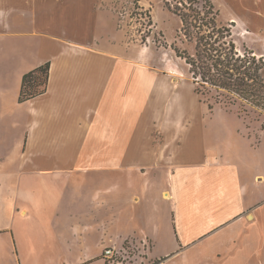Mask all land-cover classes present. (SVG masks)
<instances>
[{
    "label": "crops",
    "instance_id": "crops-1",
    "mask_svg": "<svg viewBox=\"0 0 264 264\" xmlns=\"http://www.w3.org/2000/svg\"><path fill=\"white\" fill-rule=\"evenodd\" d=\"M78 15L76 0H0V264H105L106 248L141 241L152 264H264L243 239L259 235L243 212L263 203H246L232 169L216 188L199 178L191 205L178 206L185 165L217 157L201 142L188 143L197 162L180 156L177 135L194 128L182 95L138 108L147 86L126 73L135 66L89 43ZM45 64L46 93L20 102L23 77ZM143 125L166 138L139 140ZM138 146L149 148L142 158Z\"/></svg>",
    "mask_w": 264,
    "mask_h": 264
},
{
    "label": "rangeland",
    "instance_id": "rangeland-1",
    "mask_svg": "<svg viewBox=\"0 0 264 264\" xmlns=\"http://www.w3.org/2000/svg\"><path fill=\"white\" fill-rule=\"evenodd\" d=\"M76 1L79 6L80 34L94 46L98 44L102 49L112 51L122 62L131 61L135 68L132 67V71L127 70L126 73L136 75L138 89L147 86L143 90L145 92L138 91V108L154 110L153 105H158L159 101L161 106L169 107L177 96L182 95L185 107L184 128L192 125L194 128L190 134L186 130L178 133L179 143L176 147L180 156L197 162V153L188 143L201 142L205 154L218 159V165L213 167L198 163L185 165L184 181L176 182L178 206L191 205L195 194L197 196L199 178L201 186L211 184L216 188L223 175L226 176L233 169L238 173L241 183L247 182L250 194L246 203H252V199L263 203V206H249L243 212L246 218L251 215L256 218L257 227L253 229L258 230L259 234L255 240L251 234L243 235V239L250 244L257 241V250L264 256V109L249 105L241 107L240 104L225 106L218 104L215 92L205 96L195 92L196 86L189 67L176 56L172 47L175 45L181 52L191 54L194 46L181 35L180 19L166 8L163 0ZM214 5L218 12V24L231 28L239 51L243 53L248 50L258 57H264V0H214ZM159 93L165 95L164 99L160 98ZM124 101L122 99L121 104ZM139 122L145 124L143 120ZM170 122L171 119L168 125ZM146 127L143 125L138 130L139 140L147 142L156 139L157 142H154L160 144L166 138L155 127ZM137 149L138 158L149 151L148 146H138ZM256 177L259 187L254 185ZM136 181L140 183L139 176ZM164 206H172L171 200L165 202ZM168 214L169 210L165 212V220ZM248 230L250 232L252 227ZM143 242H138L134 247L127 245L128 249H134V253L131 252V263L137 261V264H152V261L147 260L149 244L146 242L144 245Z\"/></svg>",
    "mask_w": 264,
    "mask_h": 264
},
{
    "label": "trees",
    "instance_id": "trees-1",
    "mask_svg": "<svg viewBox=\"0 0 264 264\" xmlns=\"http://www.w3.org/2000/svg\"><path fill=\"white\" fill-rule=\"evenodd\" d=\"M182 24L181 35L193 44L189 54L173 45L176 56L189 67L195 92L217 95L218 104L264 109V57L239 51L232 30L218 24L214 0H163ZM50 65H42L22 80L20 102L47 91Z\"/></svg>",
    "mask_w": 264,
    "mask_h": 264
},
{
    "label": "built area",
    "instance_id": "built-area-1",
    "mask_svg": "<svg viewBox=\"0 0 264 264\" xmlns=\"http://www.w3.org/2000/svg\"><path fill=\"white\" fill-rule=\"evenodd\" d=\"M143 243L146 245L145 241ZM131 252L134 253V249H117L115 247L106 248L104 251L105 264H137V261L131 263Z\"/></svg>",
    "mask_w": 264,
    "mask_h": 264
}]
</instances>
